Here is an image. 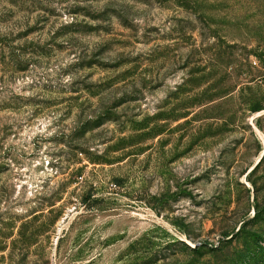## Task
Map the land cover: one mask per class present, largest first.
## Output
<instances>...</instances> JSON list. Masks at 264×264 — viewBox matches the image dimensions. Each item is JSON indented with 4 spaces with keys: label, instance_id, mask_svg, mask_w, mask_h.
Returning <instances> with one entry per match:
<instances>
[{
    "label": "rangeland",
    "instance_id": "1",
    "mask_svg": "<svg viewBox=\"0 0 264 264\" xmlns=\"http://www.w3.org/2000/svg\"><path fill=\"white\" fill-rule=\"evenodd\" d=\"M253 106L264 0H0V264H264Z\"/></svg>",
    "mask_w": 264,
    "mask_h": 264
},
{
    "label": "bare ground",
    "instance_id": "2",
    "mask_svg": "<svg viewBox=\"0 0 264 264\" xmlns=\"http://www.w3.org/2000/svg\"><path fill=\"white\" fill-rule=\"evenodd\" d=\"M262 112H264V109H262V110H260V111H257L256 114H259V113H262ZM263 152H264V148L261 149L259 155H258L257 158L255 159L254 164L256 163V161L258 160V158L263 154ZM254 164H253V165H254ZM253 165H252V166H253ZM251 168H252V167H251ZM184 242H186L187 244H189L190 246H192V244H191L190 242H188L187 240H184Z\"/></svg>",
    "mask_w": 264,
    "mask_h": 264
},
{
    "label": "trees",
    "instance_id": "3",
    "mask_svg": "<svg viewBox=\"0 0 264 264\" xmlns=\"http://www.w3.org/2000/svg\"><path fill=\"white\" fill-rule=\"evenodd\" d=\"M260 109H261L260 106H253V107L251 108L252 111H255V110L257 111V110H260ZM263 155H264V152H263V154L261 155V157L259 158V160L255 163V165H257V164L260 162V160L262 159ZM254 167H255V166H253L252 169H253Z\"/></svg>",
    "mask_w": 264,
    "mask_h": 264
},
{
    "label": "water",
    "instance_id": "4",
    "mask_svg": "<svg viewBox=\"0 0 264 264\" xmlns=\"http://www.w3.org/2000/svg\"><path fill=\"white\" fill-rule=\"evenodd\" d=\"M260 157H261V156H260ZM260 157H259V158H260ZM259 158H258V160H259ZM258 160H257V161H258ZM257 161H256V162H257Z\"/></svg>",
    "mask_w": 264,
    "mask_h": 264
}]
</instances>
